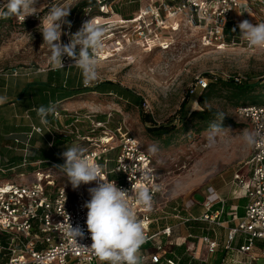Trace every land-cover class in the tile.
<instances>
[{
    "label": "rangeland",
    "instance_id": "obj_1",
    "mask_svg": "<svg viewBox=\"0 0 264 264\" xmlns=\"http://www.w3.org/2000/svg\"><path fill=\"white\" fill-rule=\"evenodd\" d=\"M83 1L38 0L37 7L43 5V10L36 20L20 21L19 17L13 16L10 24H0V70H17L18 73L54 72L48 61L49 48L43 44L39 29L40 16L46 15L48 8L53 5L71 6L68 16L69 21L72 19L71 27L64 26L67 34L62 35V43L67 44L69 37L85 22L93 20L106 29L105 47L98 55L99 78L88 85L83 82L80 69L72 66L74 61L67 56L62 58L64 68L70 69L65 76H73L78 81L73 85L77 90L69 107L52 103L62 117L58 116L55 123L49 124L55 129H63L78 118L77 125L81 133L96 138L105 130L99 127L92 133L89 118L99 122L98 116H107L103 122L108 130L115 132L122 128L123 132L139 140L144 152L152 157L156 178L162 186L155 205L159 211L154 218L153 233L169 228L174 220L178 223L177 217L185 212L189 202L196 195H205L208 188H213L224 201H237L242 192L236 185L235 176L248 175V162L252 154V147L243 141L242 134L245 130L253 129L249 122L236 116L235 103L241 106L254 103L264 106V48H250L242 37L234 44L211 40L204 32L192 28L184 17L174 20V24L169 22L160 29L158 36L154 34L152 19L147 18L148 24L143 26L147 29L144 36L140 37L138 21L132 22L138 15L137 6L140 12L148 5H157L161 0H139L138 3V0H120L116 8L118 0H95L96 5L88 8L85 16L73 15L74 8ZM248 7L252 10L247 8L236 15V24L245 19L254 25L264 22V6L251 3ZM99 13H105L104 16L110 14V17L100 18ZM198 80L208 82V87L205 90L197 88L192 95L191 88L195 87ZM228 82L240 85L246 82L258 86L252 93L234 99L232 94L235 91L221 85ZM105 84L110 87L105 89L108 92L94 91L97 86ZM57 88H54L55 92L48 90V95L62 92L60 85ZM110 90H114L115 94ZM200 98H206L203 106L199 104ZM136 99L142 101V111L136 105ZM183 107L185 117L207 108L223 112L225 118L230 120L225 124L222 122V127L227 130L216 137L213 147L207 146L208 129L198 131V119H193L187 126L180 123ZM147 115L157 125H176L177 133L161 140H151L146 134V128L150 127V123L146 122ZM49 116L52 117V114ZM39 127L45 131L47 127L51 128L42 123ZM114 144L118 145L116 137ZM153 144L158 147L155 154L148 151ZM77 145L87 146L81 142ZM77 145H46L40 150L39 157L49 161H42L46 167L50 166L51 161L62 165L65 162L62 153L67 147ZM19 172L12 173L11 178H16L18 174V179ZM93 183L85 186L92 188ZM242 203H247V200ZM192 212L200 216L205 211L203 206H199ZM181 234L182 231L177 228L173 230V239H167L169 243L163 240L167 249L177 243L175 239H178L179 245H192L186 237L179 238ZM0 241L5 243L2 233ZM205 259L207 256L202 254L201 260ZM261 259H264V254Z\"/></svg>",
    "mask_w": 264,
    "mask_h": 264
},
{
    "label": "built area",
    "instance_id": "obj_2",
    "mask_svg": "<svg viewBox=\"0 0 264 264\" xmlns=\"http://www.w3.org/2000/svg\"><path fill=\"white\" fill-rule=\"evenodd\" d=\"M4 3L5 0H0V7ZM251 3L264 6V0H161L157 5H148L138 12L132 22L138 21L139 35L143 37L147 29L143 26H147L146 19L151 18L154 34L158 36L160 29L165 28L169 22L174 24V20L184 17L192 28L204 32L207 38L225 43L227 25L235 22V17L240 11L247 8L251 11L248 7ZM38 17L29 16L24 21L36 20ZM19 20L23 21L20 18ZM207 87L208 82L198 80L190 92L193 95L197 88L205 90ZM235 113L238 118L249 122L253 130L264 128V106H239ZM52 116L56 120L59 119L58 116L62 117L58 111ZM89 120L92 133L99 127L105 130L101 136L90 138L83 135L77 125L78 118L63 129H55L49 123L44 125L51 127L49 132L52 140L60 137L71 144H86L85 154L102 166V178L115 181L118 187L128 190L131 195L130 204L137 218L145 224L146 242L140 249L145 264H163V259L170 250L164 244L166 242L163 243V239L172 238L173 228H165L156 233L152 231L154 218L159 211L155 206L156 200L162 192L152 157L144 152L139 140L123 132L122 128L112 132L104 122H95L92 118ZM43 131L41 127H33L24 141L14 139L16 145L24 146L19 168L22 171L11 172H19L18 179L17 174L16 178L0 180V233L5 237V243L0 244V264H102L90 249L84 248L92 244L86 225L87 209L83 206L91 199L89 188L81 184L74 190L68 183L66 174L56 168V165H60L56 162L51 161L49 167H44L46 165H43L42 161H29L30 143L34 135H42ZM115 137L118 145L114 144ZM113 163L115 165L111 167ZM248 165L247 176H235L236 185L247 200L245 214L238 220L236 216L233 217L237 223L227 229L222 245L217 232L222 227L219 212L213 211L219 204V196L213 188H208L202 203L197 199L189 202L184 210L188 213L186 218L177 217L184 225L190 222L208 224L207 233L188 235V240L193 245L187 248V253L192 261L207 262L198 256L197 246L201 245L207 249L208 255L218 254L222 247L225 257L221 264L261 263L264 252L256 247V243L264 242V143L252 147ZM29 168L33 171H29ZM7 172L0 168L1 174ZM140 184L150 190L151 210L135 203L134 189ZM96 186L97 181H94L93 187ZM157 186L159 191L155 190ZM209 189L212 190L211 193ZM198 206H203L205 212L195 216L191 210ZM68 223L74 228L80 226L84 232L83 237H77L76 240L70 238L65 230ZM239 238H243L245 243L237 245ZM168 263L174 264L170 261Z\"/></svg>",
    "mask_w": 264,
    "mask_h": 264
},
{
    "label": "clouds",
    "instance_id": "obj_3",
    "mask_svg": "<svg viewBox=\"0 0 264 264\" xmlns=\"http://www.w3.org/2000/svg\"><path fill=\"white\" fill-rule=\"evenodd\" d=\"M38 0H5L0 7V17H19L23 21L33 15H39L43 5L37 7ZM71 6L53 5L48 8L47 14L40 16L39 29L43 36V44L49 48V64L53 69L64 68L62 58L67 56L74 61L72 66L80 69L83 82L88 85L99 78L98 65L99 53L104 49L106 29L93 20L85 22L82 27L69 37L67 44L62 43L61 37L64 26L71 27L68 20ZM237 27L241 37L250 48H264V22L255 25L249 20L241 21ZM236 29L233 28L234 32ZM5 102V97H0V104ZM42 124H47V116L55 114L56 105H41L36 109ZM220 123H213L206 133L207 146L213 147L216 137L224 132L222 122L225 118L223 112L216 114ZM243 141L254 147L264 143V128L245 130L242 134ZM86 149L77 145L67 147L62 153L64 163L56 165L68 177L72 188L78 189L81 184L97 181V186L89 188L91 199L84 203L87 209L86 225L91 235L90 249L102 264H145V259L140 253L142 245L146 242L144 221L137 218L136 212L130 204L128 190L120 188L115 181L102 178V166L87 156ZM149 152L155 154L157 145L149 146ZM156 191H159L157 186ZM135 203L146 210L152 208V195L144 184L135 186ZM211 193L212 190L209 189ZM211 198V196L209 197ZM67 235L76 240L83 237L84 232L80 226L75 228L71 224L66 226Z\"/></svg>",
    "mask_w": 264,
    "mask_h": 264
},
{
    "label": "crops",
    "instance_id": "obj_4",
    "mask_svg": "<svg viewBox=\"0 0 264 264\" xmlns=\"http://www.w3.org/2000/svg\"><path fill=\"white\" fill-rule=\"evenodd\" d=\"M15 71L16 74L14 73ZM69 71L70 69L66 70V68H60L47 74V71H41L40 73L21 71L18 73L19 71L17 70H0V97H5V102L0 104L1 169L8 172L19 170L24 146L16 145L14 139L24 141L27 134L31 132L33 127L36 125L39 127V125H41L36 109H38L41 105L47 107L55 102L63 104V106L66 107L70 106V101L75 98V90H77V88L73 85H76L78 81H75L73 76H65V74ZM57 85H60L62 92L54 94L51 93L48 95V90L55 92L54 88H57ZM47 120L50 124L55 123V119L50 118ZM46 145H48V147L53 145L52 136L48 127L46 131H43L42 135H34L29 148L31 153L29 161L33 162L34 159L48 161L39 157L40 150H42ZM205 195H202L201 197L203 198ZM242 199L245 198L241 196L237 201H224L219 196V204L213 208V211H215V208L219 207L217 212H219V221L222 224V227L219 228L217 232L219 235V242L222 244L226 238L227 229L233 227L237 223V220L242 218L245 214V206L243 210L239 208L240 201ZM184 213L188 216L187 212ZM241 213L243 215H241ZM234 216H236L237 220H234ZM175 221L176 220H174V223L170 227H172L173 230L179 228L180 232L182 231L179 238L186 237L188 239V235L190 233L187 229V225L181 224L180 222L176 223ZM163 240L169 243V240L166 238ZM175 241H177L175 245H179L178 239H175ZM183 245H186L187 248H191L193 244L189 245V243H184ZM197 247L198 256L201 258V255L205 254L207 256L205 261L207 262H196L200 264H221L223 259L221 248L219 249L218 254L208 255L206 251L207 249L204 246L199 245ZM261 264H264V259L261 260Z\"/></svg>",
    "mask_w": 264,
    "mask_h": 264
},
{
    "label": "trees",
    "instance_id": "obj_5",
    "mask_svg": "<svg viewBox=\"0 0 264 264\" xmlns=\"http://www.w3.org/2000/svg\"><path fill=\"white\" fill-rule=\"evenodd\" d=\"M112 1V0H111ZM119 2L116 3L115 8L119 5L120 0H118ZM139 2V0L137 1V3ZM95 0H85L81 3H79L73 10L72 14L75 16H81L83 17V15L85 16V11L89 8L91 9L93 6H95L96 4ZM111 4V3H109ZM107 5V4H106ZM99 9H101V6L98 7ZM98 9V10H99ZM137 12H139V7L137 6L136 8ZM100 11V10H99ZM136 12V13H137ZM106 15L105 13H99L98 16H100V18L106 17L109 18L110 14L108 16H104ZM13 17V16H12ZM12 17H8V18H3L0 17V24H10L12 22ZM94 19V18H93ZM72 21V19L70 20V22ZM30 22V21H28ZM27 22V23H28ZM238 24H236V22H231L227 25V28L225 30V43L227 44H234V43H238L241 39V35H240V30L237 27ZM235 28L236 30L233 32L232 29ZM222 86H224L225 88H231L233 91H235L232 95L233 98H237L239 99V97L241 98V95L245 96L248 95L250 93H252L253 91H255L256 87L258 86L257 84H252L249 85L248 83H243V84H237L235 82H228V83H223L221 84ZM213 87V86H212ZM110 87H108V84L106 86L105 85H99L97 86V88H95V92H97L98 90L100 91H107L105 89H108ZM111 92H113V94H115L114 90H110ZM108 92V91H107ZM261 98V97H260ZM206 101V98H200L199 99V104L201 106L204 105ZM264 101V100H262ZM135 103L138 107H140L141 111L143 110V104L142 101L139 99L135 100ZM235 107H239L241 106V104L238 105V103H235ZM249 105H255L254 104H249ZM184 108L182 110V117L180 120V123H182L183 126H187L190 121H192L193 119H198L199 120V124L197 126V128L199 129L198 131H202V130H207L209 129V126L213 123H216L219 121V119L217 118V113H219V111L214 110V109H207V108H202V111L200 112H193L188 118L185 117L184 115ZM54 117H50L49 115L47 116V119H50ZM107 118V116H98V120L100 122V120L103 122L105 121ZM187 118V119H185ZM146 122L150 123V127L146 128V134L147 136L151 139V140H161L163 138H167L170 137L174 134L177 133L178 129L176 125H157L154 123V120L152 119V117L150 115H147V120ZM220 122V121H219ZM230 122V120H227L226 118H224L223 123H228ZM53 142V147H58V146H62V145H69L71 144L70 141L62 139L60 137H56L52 140ZM38 161H43V160H36L34 159L33 162H38ZM46 167V166H44ZM31 170L29 171H33L32 168H29ZM11 172H7L5 174H1L0 173V180L2 179H11ZM246 199H242L240 201V205L239 208L241 210H243L244 206H246V203L243 204L242 202H245ZM245 209V208H244ZM217 211V209L215 210ZM241 215H243L241 213ZM181 217L182 218H186L187 215L185 213H181ZM208 224L207 223H202V222H190L187 224V229L189 231L190 234L192 235H201L202 233L205 234L208 232L207 230ZM154 230V226L152 227V231ZM4 242L0 241V244H3ZM245 241L243 238H239V240L237 241V245H242L244 244ZM222 244V243H221ZM256 247L261 250L262 252H264V242H260L258 241L256 243ZM221 251H222V257H225V251L223 250V248L221 247ZM221 257V258H222ZM168 261L174 263V264H200L196 261H192L191 257L189 256V254L187 253V247L185 245H176L173 246L172 248H170L169 252L167 253V255L164 257L163 259V264H169Z\"/></svg>",
    "mask_w": 264,
    "mask_h": 264
},
{
    "label": "water",
    "instance_id": "obj_6",
    "mask_svg": "<svg viewBox=\"0 0 264 264\" xmlns=\"http://www.w3.org/2000/svg\"><path fill=\"white\" fill-rule=\"evenodd\" d=\"M195 199H197L199 202H203V198L200 195H196Z\"/></svg>",
    "mask_w": 264,
    "mask_h": 264
},
{
    "label": "bare ground",
    "instance_id": "obj_7",
    "mask_svg": "<svg viewBox=\"0 0 264 264\" xmlns=\"http://www.w3.org/2000/svg\"><path fill=\"white\" fill-rule=\"evenodd\" d=\"M103 57H104V55H103Z\"/></svg>",
    "mask_w": 264,
    "mask_h": 264
}]
</instances>
